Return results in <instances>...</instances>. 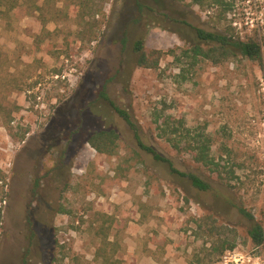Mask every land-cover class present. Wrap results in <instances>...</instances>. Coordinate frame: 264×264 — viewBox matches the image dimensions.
I'll return each mask as SVG.
<instances>
[{"label": "rangeland", "instance_id": "obj_1", "mask_svg": "<svg viewBox=\"0 0 264 264\" xmlns=\"http://www.w3.org/2000/svg\"><path fill=\"white\" fill-rule=\"evenodd\" d=\"M225 2L22 0L0 15V264H101L105 237L123 264H220L229 250L210 249L221 242L207 216L231 230L239 264H264L249 234L264 229V0ZM196 29L255 39L262 60L185 56L213 46ZM139 40L173 53L158 70L138 67ZM103 88L143 144L210 189L141 150ZM167 117L210 137L213 172L161 137ZM101 130L120 136L112 156L88 144Z\"/></svg>", "mask_w": 264, "mask_h": 264}, {"label": "trees", "instance_id": "obj_2", "mask_svg": "<svg viewBox=\"0 0 264 264\" xmlns=\"http://www.w3.org/2000/svg\"><path fill=\"white\" fill-rule=\"evenodd\" d=\"M208 0H192L196 5L202 6L205 5V2ZM215 4L221 6L229 7V4H226L225 0H211ZM22 0H0V15L12 14L13 11L20 6ZM139 8H142V5L138 3ZM230 8V7H229ZM36 10H41L39 6H35ZM224 10L223 12H225ZM228 31V30H227ZM197 37L200 41L205 42L206 44L212 43L213 46L204 48L200 44H195L189 51L184 52L185 56L193 54V58L201 57L206 60L211 61L213 64H219L225 62L229 59H234L240 53L245 58L251 61H261L262 60V46L255 39H249L247 41H236L233 42L232 36L227 32L223 33H209L204 30L196 29ZM135 52L138 54L137 66L146 69L158 70L160 68V61L162 57L166 54L173 53L169 51L168 53L162 52L160 50L147 51L145 49L144 40H139L135 44ZM100 98L107 102L112 109L131 127L134 131L135 139L138 142V145L141 150L152 155L155 161L165 163L172 174H177L180 177L188 179L192 186L200 191H208L210 186L208 183L203 181L200 177L194 174H187L178 171L174 168L173 163L160 155L155 149L150 146L143 144L140 140L139 134L132 122L131 116L126 110L118 107L107 95L105 88L100 92ZM159 120V116L157 118ZM157 119H155L157 123ZM158 129L161 131V137L165 139L176 151L189 152L193 155V159L196 163L201 164L210 171H214L218 167L215 158L211 155V139L208 135L203 132L194 133L192 130L185 126L183 119L175 122L171 120V117L164 119L161 125L158 126ZM120 140L119 134L115 130H107L101 132H95L88 140V144L96 150L98 153L103 155L112 156L115 154L116 149L118 148V142ZM1 174V172H0ZM0 176V181H1ZM0 197V202H1ZM240 213L248 218L253 220V216L245 209H240ZM203 220V219H202ZM1 222V218H0ZM204 225L208 229V234L213 237H218L221 244L217 245V242L212 243V250L216 251L218 256H221L226 250H233L235 248L236 242L234 237L228 238L227 233L231 234V230L224 226H218L216 220L207 216L204 218ZM202 229V225L198 226ZM250 237L253 240L255 246H261L264 243V229L260 224H255L251 228ZM225 236V237H223ZM107 238L99 246L96 257L102 258L101 264H123L121 260H118L115 257V252H113L109 257L107 254V247L111 244H107ZM115 247V245L113 246ZM112 247V248H113ZM208 249V250H210ZM202 260L198 259V262L201 263Z\"/></svg>", "mask_w": 264, "mask_h": 264}, {"label": "built area", "instance_id": "obj_3", "mask_svg": "<svg viewBox=\"0 0 264 264\" xmlns=\"http://www.w3.org/2000/svg\"><path fill=\"white\" fill-rule=\"evenodd\" d=\"M264 245V243H263ZM245 255L237 252V251H227L226 254L223 256L222 261L220 264H239L242 260H245ZM250 258L246 260L250 261Z\"/></svg>", "mask_w": 264, "mask_h": 264}, {"label": "flooded vegetation", "instance_id": "obj_4", "mask_svg": "<svg viewBox=\"0 0 264 264\" xmlns=\"http://www.w3.org/2000/svg\"><path fill=\"white\" fill-rule=\"evenodd\" d=\"M59 111H62V110H58V112H59ZM59 114H61V112H60ZM59 114H58V115H59ZM59 119H61V118H60L59 116H57V114H56V115L52 118V120H51V124H58L59 121H60ZM101 131H107V130H101ZM101 131H96V132H101ZM94 133H95V132H94ZM94 133H93V134H94ZM93 134H92V135H93ZM92 135H91V136H92ZM91 136H90V137H91ZM90 137H89V138H90ZM88 140H89V139H88Z\"/></svg>", "mask_w": 264, "mask_h": 264}]
</instances>
